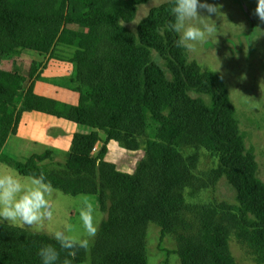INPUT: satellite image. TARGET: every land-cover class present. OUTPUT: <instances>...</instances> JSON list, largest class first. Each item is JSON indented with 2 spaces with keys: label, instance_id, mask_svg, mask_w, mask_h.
<instances>
[{
  "label": "trees",
  "instance_id": "obj_1",
  "mask_svg": "<svg viewBox=\"0 0 264 264\" xmlns=\"http://www.w3.org/2000/svg\"><path fill=\"white\" fill-rule=\"evenodd\" d=\"M149 1L0 0V62L17 48L42 55L57 45L71 47L70 82L78 92L76 104L39 95L34 68L25 77L0 67V162L25 177L43 172L65 195L97 196L105 217L90 264H146L150 223L172 238L180 264H238L231 237L255 255L264 253V236L249 229L250 215L264 225V182L244 146L224 82L176 46L171 6L157 7L135 34L124 25ZM33 111L89 129L73 134L64 162L51 149L23 162L2 155L23 113ZM109 141L144 152L132 173L105 160ZM184 148L191 152L183 154ZM201 150L217 155L239 213L201 198L216 182L196 172ZM48 244L59 250L50 235L0 223V264H41L38 250ZM66 255L61 251V261ZM85 259L81 249L73 264Z\"/></svg>",
  "mask_w": 264,
  "mask_h": 264
},
{
  "label": "rangeland",
  "instance_id": "obj_2",
  "mask_svg": "<svg viewBox=\"0 0 264 264\" xmlns=\"http://www.w3.org/2000/svg\"><path fill=\"white\" fill-rule=\"evenodd\" d=\"M208 2L221 6L222 13L218 17L213 16L217 25V36L198 44L194 50L185 49L186 59L195 61L203 71L219 76L224 82L228 97L235 108L244 146L254 155L257 176L264 182V23L253 15L256 0H208ZM165 4L172 6L171 0H151L138 6L133 20L124 25L135 34L139 24L157 7ZM73 51L71 47L57 45L51 53L40 55L35 51L17 48L1 60L0 67L4 71L18 72L25 77L29 70L34 68V76L39 77L36 83L63 86L70 90V95L78 99V92L74 90L76 83L70 82L75 68L70 62ZM160 63L164 64L162 59ZM55 73L61 75L57 76ZM49 90L53 92L54 89L52 87ZM57 92L58 94L54 95L62 99L61 89H57ZM81 127L89 130L87 127ZM152 132L151 129L148 130L149 135ZM100 137L104 140L103 132H100ZM101 145V142L96 144L93 154L97 153ZM182 152L187 155L191 150L184 148ZM198 154L196 172L206 178L216 177V182L201 194V198L211 205L232 206L234 212L239 213L233 189L224 176L219 174L217 155L208 154L203 150ZM143 156L142 150L129 151L115 141L107 143L105 160L113 163L120 171L132 173ZM0 170L12 171L27 178L19 174L14 167L2 162ZM85 199L95 206L96 220L99 224L105 214L98 209L97 196L71 197L53 189L51 196L53 218L45 220L42 226H38L39 231H36L35 227L24 228L50 236L54 231L65 229L69 225L76 230L79 209ZM249 218V229H253L254 234L258 236L260 234L264 236V225L261 221L252 215ZM95 237L90 240V246L85 250L86 259L81 264H90L89 251ZM229 247L238 264H264V253L255 255L253 249L237 241L235 237L230 238ZM146 258V264H180L172 238L164 235L161 228L152 223L147 226Z\"/></svg>",
  "mask_w": 264,
  "mask_h": 264
},
{
  "label": "clouds",
  "instance_id": "obj_3",
  "mask_svg": "<svg viewBox=\"0 0 264 264\" xmlns=\"http://www.w3.org/2000/svg\"><path fill=\"white\" fill-rule=\"evenodd\" d=\"M171 5L174 19L169 27L178 34V48L194 50L198 44L217 36L213 16L218 17L222 13L221 6L208 0H171ZM253 15L264 23V0H256ZM52 193L53 186L43 172L24 178L12 171L0 170V223L7 222L20 228L35 227L39 231L38 226L53 218ZM98 231L95 206L85 199L79 209L77 229L69 225L51 233L59 250L52 244L38 250L41 264H73L77 252L87 250ZM61 251L67 253L62 261Z\"/></svg>",
  "mask_w": 264,
  "mask_h": 264
},
{
  "label": "crops",
  "instance_id": "obj_4",
  "mask_svg": "<svg viewBox=\"0 0 264 264\" xmlns=\"http://www.w3.org/2000/svg\"><path fill=\"white\" fill-rule=\"evenodd\" d=\"M55 75L60 76L61 74L55 73ZM49 85L35 82L34 91L39 95L59 99L54 93L58 94L57 89H61L63 98L59 100L70 104L77 103L78 99L70 95L69 89L63 88V86ZM52 87L53 92L49 90ZM77 131L88 130L75 123L46 114L34 111L24 112L16 134L7 138L1 152L16 161L23 162L34 154H41L45 150L51 149L54 159L64 162L68 157L72 136Z\"/></svg>",
  "mask_w": 264,
  "mask_h": 264
}]
</instances>
